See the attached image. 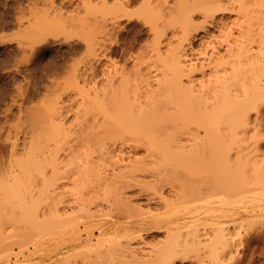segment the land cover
Instances as JSON below:
<instances>
[{
	"label": "bare ground",
	"instance_id": "obj_1",
	"mask_svg": "<svg viewBox=\"0 0 264 264\" xmlns=\"http://www.w3.org/2000/svg\"><path fill=\"white\" fill-rule=\"evenodd\" d=\"M112 1L93 0L90 4L91 33L81 37L91 58L83 67L82 60L71 68L77 84L89 85L85 88L88 95L82 94L86 99L78 95L82 101L74 109L75 121L66 125L54 100L44 107L46 122L41 115L37 122L47 129L46 135L42 132L45 136L38 137H44V145L36 137L35 146L39 142L42 149L26 148L27 153L38 152L28 156L30 162L22 163L13 161L18 144L12 146V188L25 187L22 173L29 182L34 173L37 178L41 175L39 182L37 178L25 181L27 188L38 189L45 198V264L185 261L188 252H194L193 246L199 248L205 232L200 234L198 227L189 231L184 227L186 217L182 221L167 218L187 201L189 191L217 188L229 200L231 194L247 193L244 213L255 232L256 226L264 223V0H177L163 13H155L159 6L154 0H142V10L135 11L130 7L136 0ZM146 6L145 18L138 14H143ZM139 16L145 18L153 41L143 44L137 53L130 48L124 53L121 48L124 55L119 57L114 46L122 34L117 36V28L121 29L125 20L132 22L133 17L139 21ZM202 160L208 163L199 167ZM193 168L198 179L191 176ZM237 170L244 175L239 177ZM198 171L208 174L204 177ZM165 189L172 198L164 196ZM153 204L164 210L153 207L155 213ZM176 204L180 206L173 208ZM213 211L220 212V208ZM191 213L188 216L197 215ZM240 215L235 210L223 212L221 217H230L228 221L235 227ZM213 225L214 239L208 240L209 232L203 236H208L211 245L204 242L211 247L209 263L225 264L223 259L237 246L235 237L240 233L233 226L228 230L225 222ZM153 229H165L167 236L158 245L145 248L142 256L143 251L137 253V245L132 247V243ZM182 230L192 233L186 238ZM262 230L261 235H252L264 242ZM198 250L202 253L197 249L194 259L204 264L205 256Z\"/></svg>",
	"mask_w": 264,
	"mask_h": 264
},
{
	"label": "rangeland",
	"instance_id": "obj_2",
	"mask_svg": "<svg viewBox=\"0 0 264 264\" xmlns=\"http://www.w3.org/2000/svg\"><path fill=\"white\" fill-rule=\"evenodd\" d=\"M109 1L111 2V0ZM136 1H138L135 2L137 5L134 3L135 6L133 5L132 7H130L131 11H133L134 9L142 10L139 7L140 5H143L141 2L142 0H136ZM154 1L156 2V4L158 3L157 5L159 6V8H157L156 6L157 11H155V13H157L158 11L159 12L161 11L163 13V11L168 10L167 9L168 7L170 6L172 7V4H174L177 0H154ZM91 2H93V0H0V264H45L46 263V255H45L46 241L44 239L45 233H44V225H43L44 218H42L43 217L42 213L44 212V199H45L44 194H42L41 192L38 193L39 191L38 189H36L37 192H35V189L30 190L29 188H27L25 181L27 180V177L25 178V175L23 173H22L23 176L20 175V177L22 176V178L23 177L25 178L22 179L25 183L20 178L19 179L21 180V183L24 184L25 187L22 186V188L20 187V189L19 188L16 189L17 187H15V189L12 188V182L14 180V179L12 180V146L13 144L16 145L18 144L15 153L16 157L15 158L13 157V161L14 162L19 161L22 163L24 161H29V160L31 161V159L28 156H30V154L32 153L34 154L38 152V151L36 152L34 151L31 153V151H28L29 153L28 154L26 148L29 147V150L36 149V147L42 149L43 145L46 143L45 141L46 137L44 139L45 142H42L43 141L42 139L44 137L41 139L39 138L45 134L44 130L47 129H44L45 127H43L45 126V124H43L42 127L41 124L40 125L38 124L40 121L39 116L41 115L40 118L41 119L43 118V120L46 119L44 115L45 114L44 111L48 108L46 106L51 103H54V100L55 102L57 100L58 107H61L63 111L62 118L66 120V125H68L67 124L68 122L73 123L75 121L74 111L76 110L75 108L77 107L76 104L78 105L79 101L80 102L82 101L81 99L83 95L87 93L85 92L86 91L85 88L87 87L88 89L89 85L83 87V83L80 82L79 84H82L81 85L82 89H81V86L76 83L75 77L74 76L71 77V75H73V72L71 71L74 65L76 66V63H78L79 61L82 60L84 61V62L82 61L83 63L81 62L82 64L80 63L81 64L80 67H83V65L86 63V60L90 61L91 58L90 54H88V52H85L86 40L83 41L84 39H82L81 37V36H88L91 33V29H92L91 18H93V12H91L92 5H90L92 4ZM145 8L148 10L146 6L143 8L144 11ZM146 12L147 11L143 12L142 14L141 11L140 12L141 14L138 15H145L144 17L146 18V14H145ZM138 15L136 16L138 17ZM137 17H133L132 19L133 23L131 21L125 20L124 22L126 23L123 24L124 28L123 27L121 29L117 28L118 30L117 36L120 37L119 34H122L121 38L123 37L122 39L118 37L116 38L117 43L121 42V44L120 43L117 44L116 41H115L116 45L114 44L115 45L114 47L118 49L117 55H119V57L121 55H124V53H126V50H129V48L131 50L135 49L134 52L137 53L142 47H145L144 45H150L149 43L153 39L154 35L150 31H148L149 30L148 25H146V23L144 24L143 22L145 21V18H143L142 16L143 18L142 20V18H140L139 16L140 19L138 21ZM130 22L132 25L130 24ZM119 30L121 33L119 32ZM123 31L126 33H123ZM168 31L172 33L171 30ZM136 32L138 33L135 34ZM38 38H42L40 39L42 41L39 42ZM137 39H139V42ZM196 46L197 43H195V47ZM121 48H125V50L123 49L125 52L122 51ZM86 53L89 55V57L86 56L87 55ZM117 55H114L116 59H117ZM87 64L89 65V62H87ZM77 65H79V63ZM78 87H80V89ZM74 88L77 90H75ZM76 91L78 94L76 93ZM78 91L81 92L79 93ZM79 94L81 95L83 94L82 97L80 96L78 97ZM87 95L88 93L86 94V96ZM84 97L83 100L86 99ZM44 107L46 109H44ZM69 107H71V109ZM65 109L68 111H66ZM43 120L41 121L43 122ZM37 124L43 129L42 131ZM222 125H223L222 127H225L224 124ZM42 132L44 133L43 135ZM36 137L37 140H39V142L41 141L43 143L42 147L39 146L38 144L39 142H37V146H35ZM234 146H232V148ZM24 151H26L25 154ZM232 152L234 153V150ZM33 154L31 156H33ZM207 163H208L207 161L202 160V163L200 161L198 166L200 167L202 164L203 165L205 164L206 166ZM173 165L174 164H172V166ZM241 166L242 163L240 167ZM207 167H209L210 169L209 165ZM242 169H244L243 166ZM224 170L226 171V169ZM238 170L237 172L238 174H240L239 177L244 175L239 173ZM194 171L197 170L193 168V173H192L193 175H191L192 177L196 176L194 175ZM210 171L211 170H207V172ZM241 171L244 172V170ZM220 172H221V168L219 173ZM230 172L231 171H229V173ZM199 173L201 172L198 171V174ZM32 174L33 172L30 175L29 174L26 175L27 176L29 175L30 177ZM203 174H208V173H201L202 176H204ZM236 174L237 173H235V175ZM36 175L37 174L35 173L32 175L33 177H35L34 180H36L37 178ZM40 177L41 175L39 176V178ZM196 177L198 179L199 175ZM204 177H202V179ZM39 178H37L38 182H39ZM241 179L243 180L242 177ZM34 180H31L30 182L32 181L34 182ZM233 180H235L234 177ZM236 181L238 182V180ZM15 182H19L18 179L17 181L15 180ZM70 185L71 184H67L66 186L70 188ZM23 188H26V190H23ZM167 189L164 190V194H166L164 196L165 197L167 196V198L170 199L172 198L171 192ZM219 190L217 191L216 188L214 189V191L211 189V192L210 190L206 192V190L204 191L203 189V191H201L203 193L200 192L197 193L195 191L194 192L192 191L191 193L189 191V193H186L185 195L186 197L185 199H187V201H184L185 199L183 200L184 202H182L183 203L182 207H179L180 204L179 205L176 204V206L173 207L176 208L178 206L180 209L178 207L177 208L180 211L182 210L181 211L182 214L178 213V210L175 209L177 210L174 213L175 217L171 216L173 218L171 217L169 218L166 217V218L174 220V218L176 219L177 217V219L181 218V221L187 218L188 220L186 219V224L184 225V227L187 226L186 227L187 229L189 227L188 229L189 231H193L192 228L195 229L196 227H198L199 230H201L200 234L202 233V235L204 232L206 233V235H208L207 232H209L210 236L208 235L209 236L208 240H210V238L213 236L212 233H215L213 230L214 227L212 229V226H214L213 223H215V225L217 223L218 225L219 224L222 225L225 222L226 224L225 227H227L229 223L228 218L230 217H226V216L221 217L222 213L229 211L232 212L236 210L237 213L241 214L240 217L237 218V221H239L237 225L239 224L240 225L239 226L236 225L234 227L233 224L229 223L231 225H228V230L232 231L233 227L235 231L238 230V232L237 231L236 232L237 234L240 233V235L239 236L236 235L237 238L235 237V244L238 243L240 245L239 248H238V244L237 246L234 245V248H232V250L230 251L231 254L226 253L225 256L227 257L226 259H223V261L225 260L224 263L225 264H232V263L233 264H264V248H262V246L264 247V242L261 239H259L260 236L259 238L254 237L256 235H261L260 232L263 228L264 221L261 220L262 221L261 223H263L261 224L262 227L260 226L259 223L260 221H259L258 222L259 224L258 223H257L258 225L256 224L257 226L255 232L253 231L254 232L253 233L251 231V226L247 224L248 219L244 213L246 211L244 209H246L247 207V203H245L246 200L244 199L248 197V194L247 193L239 194L235 189L236 190L235 192L237 193L234 192L235 194L232 195L230 193L231 191L229 192L231 194V196L229 197L232 198V199L230 198L229 200L228 195L224 194L222 192L223 190L222 191ZM239 192H241V190ZM127 193H130V191H128ZM190 193L193 195H191ZM225 193L228 194L227 191ZM225 198L228 199V200L226 199L227 200L226 203L223 202V200L225 201ZM241 201L243 202V205ZM238 202H241V204ZM155 206L158 207L157 205L153 204L152 211H155L156 209L160 211L164 210L161 207L156 208ZM144 207L145 209L146 207L148 208L147 205L145 206L143 205V208ZM153 207H155L156 209L153 210L154 209ZM240 207L241 208L243 207V210ZM219 208H220V212L214 214L211 213L213 210L214 211L219 210ZM145 209L144 211L147 210ZM190 211L192 213L197 212V215L196 213L194 214L191 213L192 217L188 216V212ZM214 220H216V222H214ZM226 220L228 221L227 223ZM157 231L160 232L158 233ZM182 231H183L182 235H184V237L186 238L188 237L187 233H192L187 230H182ZM262 231H264V229ZM148 232H145L146 234L143 232L142 236H144V238L141 237L142 239L137 241V243L135 241L132 243V247L133 245L139 246L140 244H142V242L144 243V245L142 244L139 247L137 246L135 247L137 253L139 252V254H141V252L143 251V253L141 254L142 256H144L143 254L145 253L144 252L145 248L147 251L152 246L158 245L160 243L159 241L165 240L167 236L166 235L167 233H165L166 232L165 229H153L150 230L151 233ZM252 233L254 236L252 235ZM189 236H190L189 238L191 239V234ZM203 236L201 238H203L204 241L202 240L201 244H199V248H197L198 246L197 247L193 246L194 247L193 250L195 252L197 251V249H201L200 251L202 253L200 254L199 250L198 252L201 255V257L205 256L204 264H207V262L208 264H210L209 262L211 260V257L209 256L211 251L209 248L211 247L208 248V246L211 245H209L210 241L207 242L208 236L205 238ZM205 241L208 244V246L206 245V243H204ZM260 241L262 242V245L260 244ZM136 248H138L139 251ZM191 249L192 248H190L188 251H190ZM191 251L188 252L187 259L185 261H179L178 264H198L196 262L197 261L196 258L194 259L196 252L194 253ZM141 255H139V257ZM206 255L209 256L207 257Z\"/></svg>",
	"mask_w": 264,
	"mask_h": 264
}]
</instances>
